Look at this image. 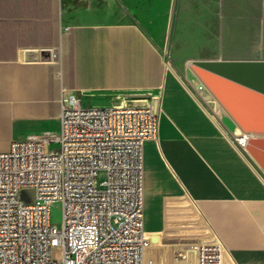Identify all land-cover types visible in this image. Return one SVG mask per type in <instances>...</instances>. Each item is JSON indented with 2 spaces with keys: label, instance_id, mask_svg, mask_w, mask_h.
Segmentation results:
<instances>
[{
  "label": "crops",
  "instance_id": "1",
  "mask_svg": "<svg viewBox=\"0 0 264 264\" xmlns=\"http://www.w3.org/2000/svg\"><path fill=\"white\" fill-rule=\"evenodd\" d=\"M194 61H264V0H0V151L57 132L70 93L88 107L153 104L144 231L180 229L188 202L224 264H264V179L224 132L240 129L216 123Z\"/></svg>",
  "mask_w": 264,
  "mask_h": 264
},
{
  "label": "built area",
  "instance_id": "2",
  "mask_svg": "<svg viewBox=\"0 0 264 264\" xmlns=\"http://www.w3.org/2000/svg\"><path fill=\"white\" fill-rule=\"evenodd\" d=\"M48 53L58 61L57 49ZM158 116L153 104L88 107L70 93L57 132L0 151V264H145L143 146L156 140ZM21 186L33 188L31 204L19 200ZM54 203L59 226L50 222ZM223 254L220 242L200 244L195 264H224Z\"/></svg>",
  "mask_w": 264,
  "mask_h": 264
},
{
  "label": "water",
  "instance_id": "3",
  "mask_svg": "<svg viewBox=\"0 0 264 264\" xmlns=\"http://www.w3.org/2000/svg\"><path fill=\"white\" fill-rule=\"evenodd\" d=\"M42 55L49 57L48 52ZM189 68L231 121L249 135L245 148L264 175V61H194Z\"/></svg>",
  "mask_w": 264,
  "mask_h": 264
},
{
  "label": "rangeland",
  "instance_id": "4",
  "mask_svg": "<svg viewBox=\"0 0 264 264\" xmlns=\"http://www.w3.org/2000/svg\"><path fill=\"white\" fill-rule=\"evenodd\" d=\"M210 104L212 107V111L217 116L216 118L220 120L221 123L227 124L226 119H228V116L224 112V110L217 104L216 101H212L210 102ZM216 123L221 125L217 121ZM221 126L224 127V125ZM224 132H226L227 136L231 140H233L231 137L236 136L232 135L226 130H224ZM50 147L56 149L57 145L51 144ZM243 155L248 159V157L244 153ZM251 163L256 166L254 161H252ZM105 178L106 172L103 170H99L94 179V185L98 189H102L101 182L105 180ZM17 196L19 200L22 201L24 204H31L34 201V190L29 186H21L17 191ZM185 201L186 200H184V202ZM184 204L186 206V212H184L183 214V224L180 229H177L176 231H149L152 236L148 235L145 231V234L150 241L149 247L146 249L147 252L145 251L146 256L148 258H151L150 264H195L196 248L198 247V245L204 243H216V241L212 238L205 223L203 222L201 217L196 213L193 205L189 204L188 202ZM50 222L52 225H60L61 208L59 203H54L50 209ZM180 260L183 261L181 262ZM144 263L146 262L144 261Z\"/></svg>",
  "mask_w": 264,
  "mask_h": 264
},
{
  "label": "bare ground",
  "instance_id": "5",
  "mask_svg": "<svg viewBox=\"0 0 264 264\" xmlns=\"http://www.w3.org/2000/svg\"><path fill=\"white\" fill-rule=\"evenodd\" d=\"M220 126V125H219ZM243 132L241 131L240 133H239V135H236V136H234V137H232V139L235 141V143L237 144V146H239V148L243 151V153L248 157V159L249 160H252V158H251V156H250V154L248 153V151L246 150V148H245V146H246V144H247V140H248V137H249V135H245V136H243V134H242ZM253 161V160H252ZM251 161V162H252ZM255 166V165H254ZM255 168H257L256 166H255ZM257 170L259 171V173L261 174V176L263 177V179H264V175L262 174V172H260V170L257 168ZM152 242V241H151ZM147 252V251H146ZM144 261L146 262V263H148V264H150V261H147L146 260V253L144 254ZM145 263V264H146Z\"/></svg>",
  "mask_w": 264,
  "mask_h": 264
}]
</instances>
